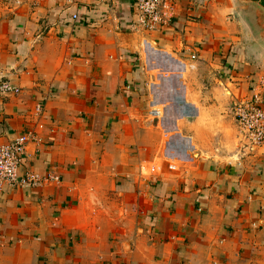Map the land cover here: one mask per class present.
I'll return each instance as SVG.
<instances>
[{
  "label": "crops",
  "instance_id": "1",
  "mask_svg": "<svg viewBox=\"0 0 264 264\" xmlns=\"http://www.w3.org/2000/svg\"><path fill=\"white\" fill-rule=\"evenodd\" d=\"M170 1L149 33L136 0H0V147L34 131L42 181L0 193V264H264V146L211 148L264 74V0Z\"/></svg>",
  "mask_w": 264,
  "mask_h": 264
},
{
  "label": "built area",
  "instance_id": "2",
  "mask_svg": "<svg viewBox=\"0 0 264 264\" xmlns=\"http://www.w3.org/2000/svg\"><path fill=\"white\" fill-rule=\"evenodd\" d=\"M135 15L134 31L158 33L168 30L176 17L175 5L170 0H136L133 6ZM77 20L78 16H74ZM196 59V58H195ZM0 92L19 93L9 83L0 86ZM236 121L243 138L253 146L264 145V75L255 81L253 93L235 104ZM164 117L162 109L151 112V120ZM40 138L34 131H27L16 137L11 143L0 147V193L7 189L30 188L41 184L40 177L29 174L21 176L24 158L31 143H40ZM143 176H155L159 173L158 164L141 166ZM169 169L176 171L177 164H170ZM47 181L59 182L57 176H48Z\"/></svg>",
  "mask_w": 264,
  "mask_h": 264
},
{
  "label": "rangeland",
  "instance_id": "3",
  "mask_svg": "<svg viewBox=\"0 0 264 264\" xmlns=\"http://www.w3.org/2000/svg\"><path fill=\"white\" fill-rule=\"evenodd\" d=\"M262 74L260 72V74H258L257 76H255L253 78V80H251V82L249 83L250 87L248 89V96H250L253 93V86L255 84V81L258 80L259 77H261ZM7 83V82H5ZM219 87V85L216 84V81H212L210 78L205 79V81L203 80V85L204 87H206V89H212L215 85ZM1 86V85H0ZM222 93L226 94L225 89L220 88ZM227 96V95H226ZM247 95H242L241 98L239 99H235V101L233 102V107H232V111H228V113L222 112L221 113V120L220 123H218V125L216 126V132H214L212 134V139L211 142L214 144H211V148H212V152L215 154H220L223 153L224 151H227V154H230L231 156L234 155H238L239 151H241V149L243 151L247 150L249 152V156H253L256 152L258 151L261 146H258L257 148H252L253 146L249 143V141L247 142L242 134L240 133V127H237V122H236V114H235V104L237 102H239L240 100H243ZM239 133L241 136H239ZM207 140V138H206ZM209 149V147H208Z\"/></svg>",
  "mask_w": 264,
  "mask_h": 264
},
{
  "label": "water",
  "instance_id": "4",
  "mask_svg": "<svg viewBox=\"0 0 264 264\" xmlns=\"http://www.w3.org/2000/svg\"><path fill=\"white\" fill-rule=\"evenodd\" d=\"M253 8L256 9L258 22L264 29V8L261 6H256V5H253Z\"/></svg>",
  "mask_w": 264,
  "mask_h": 264
}]
</instances>
